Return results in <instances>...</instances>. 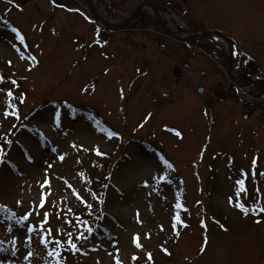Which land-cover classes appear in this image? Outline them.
Instances as JSON below:
<instances>
[{
	"label": "rangeland",
	"instance_id": "obj_1",
	"mask_svg": "<svg viewBox=\"0 0 264 264\" xmlns=\"http://www.w3.org/2000/svg\"><path fill=\"white\" fill-rule=\"evenodd\" d=\"M193 1L197 23L230 36L250 59L251 70L264 76V0ZM15 2L19 10L0 3V17L6 12L17 25L35 63L20 72L26 74L27 95L12 92L18 99L12 102L14 96L0 87V264H264V90L249 94L256 100L251 104L225 80L226 99L216 101L212 88L221 81L198 72H221L224 80L226 67L221 71L202 55L192 60L180 53L160 55L149 41L158 28L152 36H131L146 45L137 57L149 67L129 59L123 63L119 53L92 42L84 22L61 18L57 4ZM112 2L121 6V0ZM29 3L39 6V13H31ZM23 52L12 34L0 31V67L11 62L20 71ZM200 86L202 95L196 93ZM50 100L61 109L51 103L39 109ZM84 104L115 129L121 142L157 130L155 147L163 149L176 172H184L193 194L187 202L195 206L191 226L180 230L176 243L168 229H177L182 216H175L174 196L167 191L159 196L151 185L161 172L156 156L141 146L130 142L120 148L127 157L117 154L109 183L99 196L94 193L96 149L111 154L121 144L73 122L69 110ZM45 181L50 186L42 188ZM82 209L98 221L73 223V214ZM203 217L213 221L205 234L198 228ZM170 238L172 256L163 258L161 246Z\"/></svg>",
	"mask_w": 264,
	"mask_h": 264
},
{
	"label": "flooded vegetation",
	"instance_id": "obj_2",
	"mask_svg": "<svg viewBox=\"0 0 264 264\" xmlns=\"http://www.w3.org/2000/svg\"><path fill=\"white\" fill-rule=\"evenodd\" d=\"M103 3H99V6L101 8V10L103 11V13L109 15V14H114L115 12H118V14H120L122 17H124V19H126L127 17H129L133 12H135L138 9H141V11L139 12V14L137 15V17L135 18V20H133L130 23V26L132 27L135 23L137 25H140L141 23H143L144 19L143 17V13L146 10H150L148 9L146 6L152 5L157 7L159 14H165L166 18H171V16L173 14L179 13L180 11H184L186 14L188 13V15L191 14L192 9H191V3L189 0H121L120 2V7H122L120 9V7H115L113 4H109L107 2H105V0H101ZM82 0H64V4L67 5L68 7H70L71 9L77 8L78 5H81ZM109 6V7H108ZM121 12H124L123 14H121ZM137 20V21H136ZM127 31L129 34L131 33H135L134 28H131Z\"/></svg>",
	"mask_w": 264,
	"mask_h": 264
},
{
	"label": "snow or ice",
	"instance_id": "obj_3",
	"mask_svg": "<svg viewBox=\"0 0 264 264\" xmlns=\"http://www.w3.org/2000/svg\"><path fill=\"white\" fill-rule=\"evenodd\" d=\"M55 2H56V0H53V3H54V4H55ZM21 39H23V38L21 37ZM9 63H11V62H9ZM2 82H3V77H0V83H2ZM13 83H14V82H13ZM7 95H8V96H11L12 93H11V92H8ZM175 134H176L177 136H180V135H181L179 132H176ZM113 135H114V134H113ZM9 143H10V141H9ZM96 153H97V155H103L102 153L99 152V149H96ZM60 159L63 160L64 158H63V157H60ZM238 183L242 185V184H243V181H242V180H241V181H238ZM48 186H50V182H48V181H45V182L42 183V185H41L42 188H44V187H48ZM48 195H50V193H48ZM45 201H46V196H45L44 198H42L41 203H40V205H39L40 208H43V207H44V203H45ZM0 207H2V206H0ZM239 207H240L241 211H243V212H245V214H247V213H246V210L244 209V205H243V204H240ZM262 210H264V209H262ZM28 215H31V213H29ZM48 215H49L48 213H45V220H44V223H47ZM177 219H179V217H177ZM89 231H91V230H89ZM69 235H71V234H69ZM136 239H137V241H138V240H139V237L137 236ZM57 243H59V242L57 241ZM68 243L71 244V247H72L73 249L76 248V245L73 244V243L71 242V240H69ZM137 247H141V245H140L139 243H137ZM165 251H167V250H165ZM49 254L51 255V253H49ZM148 258L151 259V254H148ZM134 259H135V257H134ZM117 264H119V262H117Z\"/></svg>",
	"mask_w": 264,
	"mask_h": 264
}]
</instances>
